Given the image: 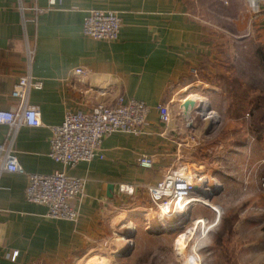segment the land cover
Here are the masks:
<instances>
[{
  "label": "crops",
  "instance_id": "0c3cea01",
  "mask_svg": "<svg viewBox=\"0 0 264 264\" xmlns=\"http://www.w3.org/2000/svg\"><path fill=\"white\" fill-rule=\"evenodd\" d=\"M21 1L25 6L34 4ZM193 1L61 0L35 14L20 12L17 0H0V110L17 106L10 92L25 71L26 42L34 47L30 72L42 81V87L29 95L41 124L18 129L14 144L18 161L27 172L59 170L86 179L75 202L79 218L74 223L49 218L44 205L28 202L24 174L1 173L0 264H93L96 257L120 251L122 243L114 234L124 221L123 212L129 210V200L162 178L176 152L185 119L179 110L182 99L198 85L217 91L208 76L222 69L217 62L225 45L219 29L199 17L201 9ZM36 5L46 7L47 0H36ZM92 8L118 12L122 25L117 40L82 34L84 15ZM256 24L264 45V8ZM76 67L86 73L75 74ZM118 96L149 107L142 134H109L101 142L102 158L74 166H63L48 156L50 126L60 124L65 111L86 112L99 103L112 104ZM160 104H167L171 112L167 124L159 120ZM6 131L7 126L0 124V143ZM141 155L153 158L151 168L138 164ZM120 184H133V197L122 193ZM13 251L17 255L12 260Z\"/></svg>",
  "mask_w": 264,
  "mask_h": 264
},
{
  "label": "rangeland",
  "instance_id": "374dc122",
  "mask_svg": "<svg viewBox=\"0 0 264 264\" xmlns=\"http://www.w3.org/2000/svg\"><path fill=\"white\" fill-rule=\"evenodd\" d=\"M193 6L201 9L200 18L219 29L225 45L217 62L222 69L208 76L217 91L198 85L189 93L200 99L190 119H183L166 172L200 177L203 185L194 184L202 193L190 195L177 216L167 201L163 213L170 220L165 222L160 217L164 203L158 209L147 190L129 200L130 211L123 212L126 218L114 234L122 243L120 251L103 254L105 264H264V45L257 33L259 11L250 0H194ZM203 103L207 107L202 112Z\"/></svg>",
  "mask_w": 264,
  "mask_h": 264
},
{
  "label": "built area",
  "instance_id": "2783aa9c",
  "mask_svg": "<svg viewBox=\"0 0 264 264\" xmlns=\"http://www.w3.org/2000/svg\"><path fill=\"white\" fill-rule=\"evenodd\" d=\"M33 2L31 6H25L21 0H17V7L22 13L31 10L39 14L59 4L61 0H47L46 7L37 6L36 0ZM250 3L259 12L264 8V0H250ZM121 25L117 11L92 8L84 15L82 34L94 40L114 41L119 37ZM24 58L25 71L18 77L10 92L17 100V106L14 110H0V124L7 126L4 140L0 143V174L3 172L24 174L27 179L24 196L28 202L44 205L49 218L75 223L79 218V209L75 202H78L83 194L86 179L59 170L47 174L27 172L15 154L14 144L18 129L23 125L41 124L37 108L29 101L31 90L40 89L42 81L30 72L34 47L28 42L25 44ZM73 72L80 76L86 73L82 67H76ZM192 72L196 73L195 70ZM157 110L161 122L167 124L171 121V112L167 104L158 105ZM148 112L149 107L144 102L135 99L124 102L120 96L112 104L99 103L86 112L65 111L62 122L50 126L48 156L63 166L88 162L96 156L102 158L99 150L103 138L116 132L142 134ZM138 164L144 168H151L153 158L141 155ZM193 177L165 171L162 178L155 185L146 186V190L157 208L167 201L175 204L181 193H194L195 180L198 181L200 177L197 179ZM134 189L133 184L119 185V190L129 196L133 195ZM16 255L17 251H13L11 259L13 260Z\"/></svg>",
  "mask_w": 264,
  "mask_h": 264
},
{
  "label": "bare ground",
  "instance_id": "6f19581e",
  "mask_svg": "<svg viewBox=\"0 0 264 264\" xmlns=\"http://www.w3.org/2000/svg\"><path fill=\"white\" fill-rule=\"evenodd\" d=\"M200 96H198V95H196V94H191V95H189V97H188V99H193V100H197V99H200L199 98ZM183 100H185V99H183ZM182 100V101H183ZM203 101V99L201 98V102ZM206 103H203V105L201 106V108H200V111H204L205 109H206ZM206 112V111H205ZM213 116V115H212ZM211 116V117H212ZM214 117V116H213ZM210 119V118H209ZM198 181H200V182H197L196 184L197 185H203V182L201 181V179H199L198 178ZM190 195H195V194H186L185 192H183V193H181L180 194V197H179V199H178V201L174 204L173 202H168L169 204H170V206H172V210H174L175 212H173V213H175V216H177L178 214H179V211H181V210H184V208L186 207L185 206V202L184 201H186L189 197H191ZM168 203L167 202H164V210L162 211V212H160V213H162L161 215H160V217H161V219L165 222L167 219H168V215L166 214V213H163V212H165L167 209H168V207H169V205H168ZM163 204L161 203L160 204V207L162 206ZM159 207V208H160ZM158 208V209H159ZM185 212V211H184ZM185 214V213H184ZM159 217V218H160ZM174 217V216H173ZM172 217V218H173ZM124 218H126V217H124ZM174 218H176V217H174ZM159 220V221H161L162 222V220ZM168 220H170V219H168ZM158 221V220H157ZM156 221V222H157ZM156 222H153V223H156ZM158 223V222H157ZM132 224H130V223H128V226H131ZM162 225H163V223H162ZM164 227V226H163ZM165 228V227H164ZM167 230V229H166ZM125 238V237H124ZM122 239V238H121ZM125 240V239H124ZM97 259V261H96V263L97 264H105V260L106 259H103V258H101V257H97L96 258Z\"/></svg>",
  "mask_w": 264,
  "mask_h": 264
},
{
  "label": "water",
  "instance_id": "95a60500",
  "mask_svg": "<svg viewBox=\"0 0 264 264\" xmlns=\"http://www.w3.org/2000/svg\"><path fill=\"white\" fill-rule=\"evenodd\" d=\"M197 107V102L192 99H185L180 103L181 111L183 112L185 119H190L191 113ZM112 188V185H108V190ZM194 192L202 193L201 190L197 187L193 188Z\"/></svg>",
  "mask_w": 264,
  "mask_h": 264
}]
</instances>
